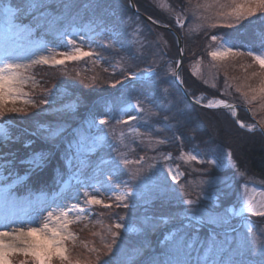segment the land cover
Masks as SVG:
<instances>
[{"label":"trees","instance_id":"16d2710c","mask_svg":"<svg viewBox=\"0 0 264 264\" xmlns=\"http://www.w3.org/2000/svg\"><path fill=\"white\" fill-rule=\"evenodd\" d=\"M50 1L46 6L57 18L59 26H64L67 22L71 25L89 23L103 30L97 35L94 46L90 49L99 52L101 60L99 64H93V57L81 61H67L64 65L33 67L44 85L43 90L36 92L40 98H46L43 92L50 87L49 95L54 102L74 101L76 105L72 109L47 112L46 105L40 104L39 99L34 101L35 106H23L26 109L23 113H6L5 118H0V121L6 120L8 123L5 125L6 131L11 137L0 143V169H3V175L6 179L25 175L23 182L16 186L18 191L50 192L57 187V179L66 170V157L72 149L69 148V141L76 138L78 132L87 133V125L93 128L105 117L109 118L110 124L121 119L117 114L122 107L121 103L135 101L138 93L154 95L157 104L153 105V111L157 115L144 120V113H137L141 119L128 125L120 124L123 129L139 128L142 133L167 141L156 145L153 139V147H149L146 136L141 137L136 132L134 137L128 139V147L131 149L126 156L132 162L129 168L150 171L149 165H154V171H161L147 189V200H140L135 194V197H128L126 203L129 207L117 208L107 197L104 184H100L99 191L93 190L90 193L105 199V204L112 203V207L95 205L91 208L90 217L73 221L70 227L75 234V240L80 239L81 244H71L67 241L66 245L72 250L68 254L70 258L73 261L79 259L81 264H96L97 257L108 264H149L153 260L157 264H184L189 260L187 251L177 249L170 242L164 241L170 231L179 228L183 223L180 217L187 205H184L182 200L195 199L199 189L193 185H198L200 179L210 180L211 183L202 186L209 199L201 200L198 206L199 212L207 220L214 214L222 217L231 207H239L241 186L244 184L255 182L264 188L263 134L257 128L255 131H249L247 127L241 128L231 111L205 109L191 104L182 94L174 76L166 75L170 68L175 69L178 57L174 34L148 22L140 13L133 12L129 0ZM133 1L139 12L159 24L171 26L181 37L184 51L178 76L192 97L203 95L204 100L221 98L237 104V119L246 125H259L260 121L264 120V108L260 107L259 102L246 104L241 92L236 90L238 86L243 85L241 91H247V84L255 86L258 83L255 79L244 80L245 75L258 70V65L246 55L216 60L209 55L218 44L211 37L221 34L226 35L234 50H261L264 46V14L257 13L255 17L234 28L219 25L210 28L208 24L215 22L214 20H199L191 10L194 4L203 0H165L166 7L155 0ZM19 2L20 0H0V6L16 8ZM178 14L186 20L183 27L177 24ZM205 15L210 16L211 12ZM37 29L41 34V27ZM111 32L116 33V40L111 39ZM45 34L43 38H48L49 34ZM116 49H119V52ZM103 58H107V62ZM150 63L156 64L158 68L157 76L153 77L156 81L153 85L142 86L136 82V91H130L131 83L124 87L120 84L112 86V81H121L122 73L118 65L144 68ZM80 65L83 68L77 69L76 66ZM72 68L76 70V75L70 70ZM113 68H116L115 72ZM63 69L70 70V73H63ZM77 72L80 73L79 76ZM163 89L168 90L166 94L162 92ZM47 98L49 99L48 96ZM170 101L173 103L170 104ZM178 109H184V115H177ZM165 116L175 118L165 120ZM93 120L95 124L92 123ZM42 124L53 128L61 127L65 131L55 141H45L42 138L44 130L39 127ZM38 129L37 135H31ZM176 136L180 139H175ZM115 137L110 134V138H105L106 141L101 143L104 146L101 149L107 150L106 156L111 161H115L117 155L115 140L111 141V138ZM28 141L32 143L26 147ZM53 144L56 145L55 148L52 147ZM39 150L49 154L42 166L34 167L25 161L30 153ZM97 152L99 151L89 157H96ZM189 154H197L203 160L221 156L223 163L219 167H213L207 163L188 161ZM141 156L144 159L135 163ZM165 156H170L171 159L166 161ZM107 158L100 161V166H104L105 175L108 178L111 176L113 183L127 181L115 177ZM166 165H178L179 171L184 173L179 177L178 183L173 185L169 182L166 177ZM134 185L129 182L121 187L126 191H134ZM173 187L175 191L171 190ZM182 190L185 194L183 196L180 195ZM119 216L124 217L122 223L126 225V229L119 230V250L114 246L113 251L109 253L105 247L111 240L107 227ZM247 217L253 227L249 234L257 237L259 241L264 240V216L248 214ZM164 218H167V223H164ZM241 229L237 218L224 220L218 225L206 222L199 228V240H205L210 233L215 232L223 248L222 256H233L235 264H264V246L256 239L247 241L248 249L242 250L239 241ZM230 252H233L232 256ZM195 256L196 252H192V258ZM14 260L16 264L20 261L31 264V258L23 255H18ZM53 264H60L59 259H54Z\"/></svg>","mask_w":264,"mask_h":264},{"label":"snow or ice","instance_id":"6c2138e0","mask_svg":"<svg viewBox=\"0 0 264 264\" xmlns=\"http://www.w3.org/2000/svg\"><path fill=\"white\" fill-rule=\"evenodd\" d=\"M35 3H33V7ZM2 8L3 16L5 23L11 27L15 28V21L18 19L21 9L19 7L13 8L11 6H0ZM193 15L199 20H209L212 19L215 22L208 24L210 28H216L218 25L226 28H234L237 25H240L242 22H246L249 18L255 17L257 13L264 14V0H203V2H198L192 6ZM214 10V11H212ZM211 12V15H205V13ZM151 19V18H150ZM222 21H231L230 23H223ZM185 19L181 18L178 14L177 24L178 26L183 27ZM77 29L73 27L72 31L64 29L59 33L61 37H67V42L64 45L70 50L67 52H60L57 58L56 55L40 56L38 62L41 64H51V65H64L66 61H81L84 58L93 59V64H99L101 57L100 53L94 50L85 51L84 48L80 45H83L86 41L88 43L89 49L93 48L94 41L91 36L81 35L79 37L80 44H77V40L73 37L77 34ZM83 31V29H79ZM112 40H116L117 36L115 32L109 33ZM213 41L218 42V48L215 51L209 52V55L213 60L218 58H235L239 56H248L251 57L253 62L258 65V70L251 72L250 75H245L244 80H257L258 83L253 86L252 84H247V91H241L242 86L237 87V92H241V95L246 104H252L253 102H259L260 107L264 108V50H261L259 53L253 50H248L247 52H240L234 50V46L231 45V42L227 39L225 34L219 36L213 35L211 37ZM179 42V41H177ZM227 45V46H226ZM100 47H105L100 45ZM52 51V49H49ZM119 52V49H116ZM184 49H180V53L183 54ZM163 56V53H161ZM19 57L16 53L5 49L2 54H0V118H5L6 113H23L26 111L23 107L14 106L16 101L21 99L23 95L22 85L27 82L28 77L25 76V72L28 68L31 67V63L22 64L15 62ZM107 62V58H103ZM123 60V58H120ZM181 61L178 59L175 61V69H169L167 74L175 76L177 80H180V77L177 75V71L180 67ZM119 67L120 73H122L121 81H112V86L115 87L117 84H120L121 87L131 83L132 87L130 91H136V82H139L143 85H153L156 81L153 80V77L157 76V65L150 63L144 68H133L131 65L120 64ZM242 67L250 68L252 65H242ZM108 69H105L107 71ZM116 71V68H113V72ZM79 76L80 73L77 72ZM182 83V81H181ZM167 89H163V93H167ZM50 93H45V99L40 100V104H51V100L47 98ZM197 104L201 103L203 97L195 98ZM25 103H33L30 100L24 101ZM9 103L13 104L12 107H9ZM170 104L173 102H169ZM154 95H143L138 93L135 102L129 101L122 109V118L117 119V124L128 125L131 122L141 119L139 115H127V112L135 110L138 114L144 113L143 119L148 120L151 117L157 115L153 111V105H156ZM33 106H35L33 104ZM158 106V105H157ZM204 107L213 108V107H223L231 110L233 116L237 115L236 106L228 103L225 100H217L215 102L209 101ZM184 109H178L177 115H184ZM126 117V118H124ZM174 119L175 117L165 116L164 119ZM108 117L102 118L99 120L100 125L108 123ZM95 124V120L92 121ZM236 123L239 124L241 128L247 127L249 131H255L259 127L264 131V120H261L259 125L257 124H244L239 119L236 120ZM44 130L42 138L45 141H54L62 135L65 131L61 127H51L46 124L39 126ZM130 132H136L139 136L145 137L149 140V147H153L152 140L155 139L156 145L166 143V140H161L158 137L154 138L151 134H145L140 132L139 128L129 129ZM37 132L31 133V135H37ZM115 133V128H113V134ZM0 135L4 139H10L7 131L3 128H0ZM105 136L107 134H104ZM120 136L123 137V133H120ZM104 136H98L94 138L93 143L98 140H103ZM175 139L179 140L180 137L176 136ZM32 142H26V147L30 146ZM80 141L74 139L69 142V148L73 145H78ZM53 148L56 147L55 144L52 145ZM48 152L41 150L34 152L27 163L32 164L34 167L42 166L48 159ZM118 155H120L118 153ZM230 155V153H229ZM68 162H71L72 157H66ZM144 159L143 156L140 157V160L135 161V163H140ZM164 159L167 161L171 159L170 156H165ZM188 161H195L197 163H207L213 167H219L223 163V157L214 156L207 160L200 159L197 154H189L187 156ZM121 163L124 166H128L131 161L126 158L121 159ZM154 167V165H150ZM167 175L171 178V181L174 184L179 182V177L184 175L183 172L179 171V166H176L174 170L171 166L166 165ZM119 172V168L114 170V174ZM139 175V170L129 172V179L134 180ZM17 179H22L17 176ZM128 181H119L112 183V177H109V186L106 188V191L109 194L110 200L115 203L117 208L124 207L127 208L129 205L126 203L128 197L131 195L130 192L124 191L121 187L122 185H127ZM211 183L210 180L200 179L198 185H193L194 188L199 189L197 191V196L195 199H183L182 203L187 205L184 212L181 215V220L183 223L179 228H174L170 231L164 238V241L170 242L171 245L177 249L186 250L189 260L185 261L184 264H225L224 259L222 258L223 248L217 240V234L215 232L210 233L208 238L205 240H199V228L204 223L216 224V219H207L202 215L198 206L201 203V200H207L209 197L206 195L203 190V185ZM94 191H99V188L93 186ZM175 191L173 187L171 189ZM181 196L185 195L183 190L180 193ZM84 196L87 199L84 201L86 205H103L105 208H111L112 203L105 204L103 200L98 199L97 196L89 194L88 191H84ZM12 200V203L16 201L11 197H5V203H8L9 200ZM78 199V198H77ZM31 208V205H28ZM50 207V206H49ZM257 207L264 208V201H262L258 206L253 203L251 197H248L241 201L239 207H231L227 211L231 215L243 216L245 212L253 213L254 215L264 216V211H257ZM72 209H79L80 213L86 211L85 208H80L79 204H72L66 207V202L57 204L56 208L47 210L45 213V206L39 208H31V214L26 212L17 213H5L0 216V264H12L10 257L14 253H23L26 258H31V264H53L54 259H59L60 264H81L79 259L73 261L70 256L67 254L68 249L66 247L67 241H74L75 235L69 230V224L73 221L69 219V215ZM76 220H80L81 216L77 215ZM124 220L123 216L116 218L111 225L107 227V233L110 234V242L105 244L107 251L110 253L113 251V247L117 246L119 250L117 238L120 236V229H126V225L122 223ZM167 218H164V223H167ZM38 224L39 226L33 227L31 225ZM15 225V227H11ZM249 233L253 231V227L250 223H246ZM115 229V230H113ZM94 235H100L99 233H94ZM103 239V237H102ZM261 246H264V240L258 241ZM96 251V249H93ZM192 252H196V256L192 258ZM131 259V258H129ZM21 264H25V261H21ZM96 264H108L107 261L101 260L97 257ZM149 264H157L156 261H150ZM230 264H235V262H230Z\"/></svg>","mask_w":264,"mask_h":264},{"label":"rangeland","instance_id":"374dc122","mask_svg":"<svg viewBox=\"0 0 264 264\" xmlns=\"http://www.w3.org/2000/svg\"><path fill=\"white\" fill-rule=\"evenodd\" d=\"M155 1L161 6L166 7L167 2L165 0H155ZM50 2H51L50 0H20L17 7H19L21 11L18 19L15 21V25H16L15 28H11L5 23L2 9H0V54H2L5 49H8L16 53L17 56L19 57V59L15 61L17 63L29 64L33 61H36L35 63H31V67L28 68L27 71L25 72V76L28 77V79L27 82L24 85H22L23 95L21 99L16 101L14 105L16 107L29 106L33 104L35 100H39V99L42 100L43 96L40 98L39 94H36V92L39 90H43L44 85L42 84L43 83L42 79L40 78L38 73H36L33 67L36 65H51V64L39 63L38 58L40 56L51 57L52 55H56V57L59 59L61 58L59 56L60 52H67L70 50L68 47L64 46L67 42V37H61L59 35L61 31H63L64 29H68V31H72L73 27H75L78 31L73 38L77 40L78 45L80 44L79 37L81 35L91 36L93 41H95L97 35L101 34V32L103 31L89 23H84V24L74 23L73 25H71V23L67 22L64 26H59L57 22V18L50 13V10L46 6ZM33 3H35L34 7H33ZM37 27L39 28L41 27V31H42L41 34L38 33ZM79 29H83V31H79ZM45 33L49 34L48 38H43L46 35ZM80 46H82L85 51L90 50L87 41ZM218 46L219 45L217 44L214 51L217 50ZM49 49H52V51H49ZM261 50H264V46L261 48ZM261 50H259L257 53H259ZM80 67H82V65L76 66L77 69H79ZM70 70H72L76 75L75 69L72 68ZM70 70L68 71V69H63L62 72L70 73ZM49 88H47V90H44L43 94H45L46 92L49 93L50 92V90H48ZM201 96L203 97V95H198V98ZM48 97L49 100H51V104H45L46 105L45 110L47 112L57 111L61 109H72L76 105V102L74 101H65L63 103H56L53 101L50 95H48ZM26 100H30L33 103H25L24 101ZM210 100L215 102L217 99H208V100L202 99L201 102L207 103V101L209 102ZM128 102L129 101H124L123 103H121L122 107L117 112L120 118H122L121 109ZM8 106L12 107L13 104L9 103ZM127 115H137V112L135 110H132L127 112ZM6 124H8L6 120L0 121V128L7 130V127L5 126ZM99 125H100L99 123H96L95 124L96 127L94 126L93 128L92 127L90 128V126L87 125L86 127L89 129L87 133L80 131L77 133L76 138H72V140L78 139L80 143L78 145L72 146V149L68 154V156L72 157L71 162H68L66 159L65 162L66 170L64 174L57 179V184H58L57 187L51 190L50 192L48 191L32 192L29 190H24L22 192L18 191L17 187L14 188V185L17 184L19 181L23 182V180L26 178L25 175L19 176L22 179H17V176L11 179H6L5 175H3L4 174L3 169H0V216H2L5 213L19 214L21 212H26L28 214H31V208H39L41 206H45L44 214L46 215L47 210L56 208L57 204L66 202V207L78 203L80 208L86 209L84 213H80L79 209H72L69 215V219H71L72 221H76L75 217L77 215H80L81 219H84L86 216L90 217L91 208L95 205H86L84 203V201L87 199V197L84 196V191L86 190L89 192V194L95 195L94 193H90L93 191V186H95L96 188H98L100 184H104V187L106 188L109 186V178L104 173V166L102 167L100 166V161L103 158H107L106 156L107 150L101 149V147H104L103 145H101V143H103L102 142L103 140L106 141L105 138L108 137L110 138V134H112L114 137L116 136L115 138H111V141L114 142L115 140L114 144L116 146V152H117L115 161L108 160L107 158V161L110 162L109 166L112 169V173L114 174V170L119 168L120 171L114 174L115 177L117 179L119 178L125 179L128 181V183L133 182L135 184L134 185L135 190L128 191L131 193L129 198L132 197V195L134 196L136 194L138 199L147 200V189L150 184H153L155 182L156 178L158 177V174L161 171L160 170L154 171V168L153 167L151 168L150 165H149L150 171H147V169H144L143 171L142 169H135L134 167L129 168V165L131 164H129L128 166H124L121 163L122 158L127 159L126 155L131 149L130 147H128L129 145L128 139L129 137H134L135 134L134 132H130L129 129H134V128L129 127L127 129L126 128L123 129L121 128L120 124H117L114 121L113 124L107 123L101 125V127H97ZM113 128H115L114 134H113ZM120 133H123V137L120 136ZM104 134L107 135L105 136ZM98 136H104V139L95 141V143H93L94 138ZM3 141H4V137L0 135V143H2ZM123 145H125L126 147L123 148L122 147ZM97 150L99 152H97L96 157H89ZM33 153L34 152L30 153L25 158L26 162L30 159ZM118 153L120 155H118ZM168 166H171L174 170L176 169V167L173 165H168ZM137 170H139V175L137 176V178L134 180H130L129 172L137 171ZM165 171H166V177H168L167 170L165 169ZM168 179L170 180L169 182H172L170 177H168ZM241 188H242L241 201L248 197H251L253 203L257 206L262 201H264V188H262L259 184H255V182L252 184L251 183L244 184L243 186H241ZM6 196L11 197L16 202L12 203V200L10 199L8 203H5ZM107 197H109V194L107 195ZM97 198L103 201L105 200L103 198H100L99 196H97ZM128 199L126 202H128ZM29 204L31 205V208L28 207ZM257 211H264V208L257 207ZM248 214L254 215L253 213L245 212L243 216H235L227 212V214H224L222 217L218 214H214L210 217V219H216L217 223L215 225H218L221 222H224V220H228L230 218H237L238 224L242 226V229L239 231L242 232L240 233L239 241L242 244L241 245L242 250H246L249 247V245L246 244L247 241L250 240L255 241V239L259 241L257 237L249 234L246 223H250L252 225V222L251 220L248 219L247 217ZM31 226L36 227L39 225L33 224ZM11 227H15V225H12ZM215 227L218 228L217 226ZM69 230L73 233L70 224H69ZM69 242L71 244H79V245L81 244L80 239ZM66 247L68 249L67 254L72 252V250L68 245H66ZM18 255L24 256L23 253H14L10 257V259L12 260V264H16L14 258H16ZM230 255L232 256L233 252H230ZM222 258L224 259L225 264H230V262H236L234 261L233 256L230 258L229 255L227 256L225 255L222 256ZM27 260L30 259H25V261ZM20 263L21 261L18 264ZM263 263H264V257H263Z\"/></svg>","mask_w":264,"mask_h":264},{"label":"water","instance_id":"95a60500","mask_svg":"<svg viewBox=\"0 0 264 264\" xmlns=\"http://www.w3.org/2000/svg\"><path fill=\"white\" fill-rule=\"evenodd\" d=\"M129 5H130L131 9L133 10V12L140 13V14L142 15V17H143L144 19H146L148 22H150V23H152V24H155V25H157V26H160V27H162V28H164V29H166V30H168V31H170V32H172V33L174 34V36H175V38H176L177 48H178V57H177V60L179 59V60L181 61L180 67H179V69H178V71H177V75H178L179 70L181 69L182 58H183V54L180 53V49L182 48V41H181V37L179 36V34H178V33H177V32H176L171 26L163 25V24H159V23L155 22L154 20L150 19V17H148L147 15H145V14L139 12V11L137 10L136 5H135V3H134L133 0H129ZM177 41H179V42H177ZM174 80H175V82L178 84V86H179V88H180L182 94L184 95V97H185V98H186L191 104H193V105H195V106H198V107H201V108H205V109H214V110H222V109H223V110H229V111H231L230 109H228V108H223V107H213V108H207V107H204V105H206L208 102H207V103H203V102H201V103L197 104V103L195 102V99H194V98H193V97L187 92V90L185 89V87L183 86V84L181 83V81H180V80H177V79L175 78V76H174ZM217 100H222V99H217ZM217 100H216V101H217ZM225 101H226V100H225ZM227 102L230 103V104H232V105H234V106H236V111H237V107H238L237 104H235V103H231V102H229V101H227ZM234 118H235V120H236V119H237V115L234 116ZM257 130H259V131L263 134V136H264V131H262L259 127H257Z\"/></svg>","mask_w":264,"mask_h":264}]
</instances>
